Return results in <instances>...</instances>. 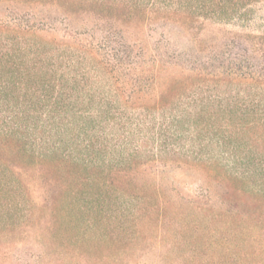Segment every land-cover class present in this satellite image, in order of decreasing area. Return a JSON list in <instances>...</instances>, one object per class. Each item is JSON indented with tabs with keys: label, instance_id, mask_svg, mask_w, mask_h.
<instances>
[{
	"label": "trees",
	"instance_id": "1",
	"mask_svg": "<svg viewBox=\"0 0 264 264\" xmlns=\"http://www.w3.org/2000/svg\"><path fill=\"white\" fill-rule=\"evenodd\" d=\"M45 165L95 190L81 208L114 189L189 210L199 264H264V0H0V218L42 202ZM171 169L201 180L192 196L131 174Z\"/></svg>",
	"mask_w": 264,
	"mask_h": 264
},
{
	"label": "rangeland",
	"instance_id": "2",
	"mask_svg": "<svg viewBox=\"0 0 264 264\" xmlns=\"http://www.w3.org/2000/svg\"><path fill=\"white\" fill-rule=\"evenodd\" d=\"M108 11L101 14H123L117 7ZM51 17L57 18L60 31L79 29V14L68 28L59 22V14ZM201 26V35L215 43L241 34L230 26ZM51 167H42L48 178H38L44 187L36 200L42 202H34L26 210L17 206L8 214L5 210L0 218V258L5 264H195L198 258H191L193 251L198 257L205 252L204 233L193 236L192 226L179 220L189 218V210L181 216L176 208L164 210L156 203L132 209L121 203L122 196L114 189L107 190L106 203L81 208V195L95 190L86 189L72 168L53 172ZM131 174L136 175L144 193L150 195L155 183L166 187L167 196L173 198L177 191L192 196L201 182L190 172L172 169L154 177L136 170ZM11 215L18 219L16 225H12Z\"/></svg>",
	"mask_w": 264,
	"mask_h": 264
}]
</instances>
